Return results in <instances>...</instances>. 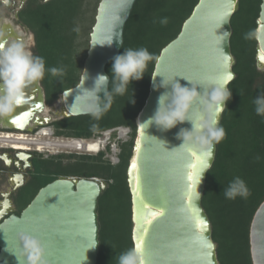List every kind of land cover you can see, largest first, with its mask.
Masks as SVG:
<instances>
[{"label": "water", "instance_id": "1", "mask_svg": "<svg viewBox=\"0 0 264 264\" xmlns=\"http://www.w3.org/2000/svg\"><path fill=\"white\" fill-rule=\"evenodd\" d=\"M136 1L99 2L80 81L60 95L54 115L48 114L32 53L29 62L21 56L0 59V105L8 124L3 128L29 132L103 112L110 83L106 67L121 52ZM239 6V0H199L155 64L127 172L138 264H220L202 199L236 78L231 21ZM255 37L257 68L264 71V0ZM28 157L19 155L22 161ZM107 186L96 178L59 177L20 214L2 216L0 264H97L98 200ZM250 244L253 264H264V202L252 220Z\"/></svg>", "mask_w": 264, "mask_h": 264}, {"label": "trees", "instance_id": "2", "mask_svg": "<svg viewBox=\"0 0 264 264\" xmlns=\"http://www.w3.org/2000/svg\"><path fill=\"white\" fill-rule=\"evenodd\" d=\"M100 1L29 0L19 13L21 23L35 34L33 62L48 106L80 81ZM198 2L137 0L125 27L121 52L106 67L110 76L106 109L51 124L57 136L88 139L106 130L129 128V139L119 142L118 162L112 163L104 153L40 156L30 181L18 193L16 204L21 212L41 188L59 177L106 181L97 208V264H138L127 177L137 138L136 119L149 95L162 49L178 36ZM239 2L231 21L236 78L229 85V99L216 132V159L207 174L202 199L220 264H253L250 228L264 202V71L257 68L255 37L262 0ZM90 3L89 17L86 12L90 7L84 9ZM87 21L89 29L84 27Z\"/></svg>", "mask_w": 264, "mask_h": 264}, {"label": "flooded vegetation", "instance_id": "3", "mask_svg": "<svg viewBox=\"0 0 264 264\" xmlns=\"http://www.w3.org/2000/svg\"><path fill=\"white\" fill-rule=\"evenodd\" d=\"M28 1L29 0H0V3L6 8L11 9L12 11L18 6L17 8L18 12L16 13L14 20L19 24H22L23 28H25V30H27L28 32L32 33L35 38L34 32L30 28L25 26L23 23H21L19 16L20 11L25 7ZM44 1L49 2L51 0H44ZM6 25L7 23L5 21H0V33L2 35H4L3 28ZM24 42H26L25 39ZM56 109H52L51 115H54ZM34 129H38V131H41L43 128L35 127ZM0 132L25 133L28 131L11 130L7 128H3L0 125ZM22 153L29 155L27 161L20 160L19 155ZM40 156L43 155L33 150H21V149L13 148L12 146L0 147V181H3V183L6 182L11 190L10 193H6V194L1 193L2 190H0V214H1L0 218L4 215L20 214L23 211L22 210L21 212H19L16 204L18 193L30 181L31 176L35 172V162L38 160ZM51 156H56V155L54 154ZM28 174H30V178L27 179L26 176H28Z\"/></svg>", "mask_w": 264, "mask_h": 264}, {"label": "rangeland", "instance_id": "4", "mask_svg": "<svg viewBox=\"0 0 264 264\" xmlns=\"http://www.w3.org/2000/svg\"><path fill=\"white\" fill-rule=\"evenodd\" d=\"M91 3H90V6H86L85 9H84V11L86 12L87 8L90 7V8H88L89 12L88 13L86 12L87 16H89V17H90V10H92V8H93V5ZM17 8H18V6H17ZM17 8H15L12 11L11 9L6 8L5 6H3L0 3V21H5V22L9 21L10 23L14 24L15 29H17L19 34H21V36H23V38L26 40L24 45H20V46L15 47V49L11 53H15V52H20L21 53L23 51H26V52L32 53V58H33V48L35 46V38H34L32 33L28 32L27 30H25V28H23L22 24H19L18 22H16L14 20L15 16H16V13L18 12ZM86 25H87V27H86ZM84 27H86L87 29L90 28V24L88 23V21L86 22V24H84ZM83 39H85V38L84 37L81 38L80 41H82ZM47 107L49 109V113L48 114H52V109H56V108L58 109L59 100L53 106H48L47 105ZM57 109H56V111H57ZM43 129H48L50 134H47V135L39 134L40 131H38V129H33L32 131H29V133L26 132V133H23V134L24 135L28 134L29 136L34 137L38 133L39 134L38 135V139L37 138L35 139V140H38V141H35L33 143H46V142H49V143H60L62 141H66L67 140V138L64 137V136H57L55 134V130H54L53 126H51V125L50 126H45ZM10 133H12V132H10ZM127 133H128L127 129L118 128V129H115L113 131H110L108 134L102 135L103 139H107L109 136L112 137V144L110 146V154H109L108 158L114 164L117 163V161H118L117 154L119 152V150H118L119 148L117 146L115 148V142L118 141V143H119V141H121V140L123 141V140L128 139L129 135H127ZM4 134H6V132H0V135H4ZM14 134H19L20 135L21 133H14ZM26 137L28 139V142H30L29 141L30 139L28 138L27 135H26ZM41 141H43V142H41ZM57 146H59V145H57ZM1 147H3V145ZM31 147H35V146H31ZM98 148H100V144L98 145ZM33 151H36L37 153L43 155L42 157H44V158L51 157V155H54V154L55 155H60V154L68 155V154H73V153L76 152L74 148H63V146H59V147H57L55 149L54 148H48V150L45 149V151H43V152L35 150V149ZM13 154H10V155H13ZM76 155H78V154H76ZM26 178L27 179L30 178V174H28V176H26ZM0 190H2L1 193H4V194L11 192L9 185H7L6 182L3 183V181H0Z\"/></svg>", "mask_w": 264, "mask_h": 264}, {"label": "bare ground", "instance_id": "5", "mask_svg": "<svg viewBox=\"0 0 264 264\" xmlns=\"http://www.w3.org/2000/svg\"><path fill=\"white\" fill-rule=\"evenodd\" d=\"M5 28V32L4 35H2L0 33V59L3 60V58H11L13 56L14 59H18L20 58L19 56L23 57V61L29 62V52H17V53H12L10 52L11 49L20 46V45H24V38L21 36V34L17 33L16 31H13L11 29V27H9L8 25H6ZM2 38V39H1ZM2 40V41H1ZM16 57V58H15ZM2 94V92H1ZM3 105H0V125L3 127L7 124L6 120L3 118L4 117V111H3ZM32 128V126L30 127ZM39 134L42 135H47L50 134L48 129H43L39 132ZM35 135L34 137L29 136L28 134H23L21 133L19 134H14V133H6L4 135H0V147L3 145V147H10L12 146L13 148L16 149H21V150H34V148L38 151H45V149L48 150V148H57L59 146H63V148H74L76 149L77 147H72V146H65V144L63 142L60 143H33L35 141L36 138L38 139V135ZM26 135L28 136V138L30 139L28 142V139L26 137ZM40 141V140H39ZM43 142V141H41ZM100 141L94 140V142H91V145L88 146L86 145V151L88 152H96L98 151L101 147H102V143ZM100 144V148H98V145ZM31 146H35V147H31ZM62 148V147H61ZM1 216V214H0Z\"/></svg>", "mask_w": 264, "mask_h": 264}, {"label": "clouds", "instance_id": "6", "mask_svg": "<svg viewBox=\"0 0 264 264\" xmlns=\"http://www.w3.org/2000/svg\"><path fill=\"white\" fill-rule=\"evenodd\" d=\"M118 128L127 129L128 130L127 135H129V137H130V129L129 128H126V127H118ZM118 128H114V129H110V130H106V131L97 133L94 137H92L90 139H88V138H72V137H66L67 140L66 141H62V142L64 144L65 143H68V142H74L75 143V146H72V147H77L75 149L76 152L73 153L75 155L76 154H78V155H99L101 153H104L105 154V157L108 158L109 157V154H110V146L112 144V137L109 136L107 139H103V136L102 135L108 134L110 131H113V130L118 129ZM129 137H128V139H129ZM128 139L123 140V141H127ZM94 140L100 141L102 143V147L98 151L93 152V153L86 151V148H85L86 145L90 146L91 145V142H94ZM116 146L119 148L118 150L120 152V147H119L118 141L115 142V148H116ZM119 152H118V154H119ZM118 154H117V158H118Z\"/></svg>", "mask_w": 264, "mask_h": 264}, {"label": "built area", "instance_id": "7", "mask_svg": "<svg viewBox=\"0 0 264 264\" xmlns=\"http://www.w3.org/2000/svg\"><path fill=\"white\" fill-rule=\"evenodd\" d=\"M65 146H75V143L74 142H68V143H65Z\"/></svg>", "mask_w": 264, "mask_h": 264}]
</instances>
